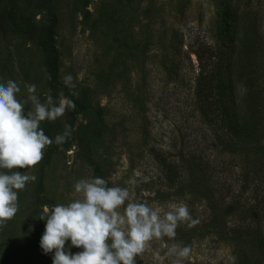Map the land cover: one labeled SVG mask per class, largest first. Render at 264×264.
Here are the masks:
<instances>
[{
    "label": "rangeland",
    "instance_id": "rangeland-1",
    "mask_svg": "<svg viewBox=\"0 0 264 264\" xmlns=\"http://www.w3.org/2000/svg\"><path fill=\"white\" fill-rule=\"evenodd\" d=\"M36 1L0 0V174L52 93L41 48L14 32L6 13L14 3L31 12ZM221 1L54 0L58 85L104 109L79 113L70 145H58L47 162L19 157L0 199V259L264 264V140L218 137L194 91L201 72L216 83V67L230 61L255 69L262 87L264 0H232L240 7L234 45L256 43L244 52L217 33ZM34 18L47 23V11ZM57 97L66 104L64 91ZM195 148L209 170L190 162ZM157 152L180 170L171 186ZM201 228L210 235L196 236ZM74 237L81 245L71 251Z\"/></svg>",
    "mask_w": 264,
    "mask_h": 264
},
{
    "label": "trees",
    "instance_id": "trees-1",
    "mask_svg": "<svg viewBox=\"0 0 264 264\" xmlns=\"http://www.w3.org/2000/svg\"><path fill=\"white\" fill-rule=\"evenodd\" d=\"M13 2V1H12ZM18 3H14L11 9L6 13L10 21L11 28L14 32L24 36L38 45L43 54L44 65L49 73L50 85L52 93L48 100H43L40 104L38 115L28 121L23 130V147L17 153L13 164L5 174H0V199L5 196V181L16 175V168L20 156L42 157L44 162H47L52 152L58 145L68 147L71 143L70 138L75 136L74 123L79 116V113L86 111L88 108H94V111L99 115L104 109L102 106L95 108L87 100L78 94V89L67 85H58L60 76V55L56 45V27L57 16L54 13V0H37L31 4V12L26 9L14 11ZM220 11V19L217 20V33L223 38L222 43L228 47L237 46L242 52L254 51L256 43L251 40L235 41L236 35V19L240 13V7L236 6L232 0H222ZM42 10L47 11V23L38 22L35 15L41 13ZM225 34H228L227 37ZM226 39V40H224ZM240 39V38H239ZM199 60H204V53L200 49L196 51ZM220 67V65H217ZM245 66L239 62H232L224 68L216 67L214 82L212 76L201 72L200 78L195 85V93L198 97V104L203 116L209 119L214 134L221 139H227L234 143L240 142L244 138L260 137L264 140V81L260 84L262 87L255 86L258 75L255 69H245ZM238 69V70H236ZM214 71V69H213ZM246 73L242 83L243 74ZM211 75V74H210ZM59 91H64L67 97L65 105L60 104V99L57 97ZM258 100V98H261ZM216 113L214 118L208 117L211 113ZM219 124L220 129H218ZM88 126H86L87 128ZM82 130V127H81ZM79 130V132L81 131ZM215 136V135H214ZM261 150L264 152V143L261 145ZM160 154L161 153H156ZM159 156V155H157ZM159 168L164 172V176L171 186L177 179L180 170L173 164H168L165 159H160ZM190 162L196 166V169L209 170V166L204 162L202 153H198L197 148L189 152ZM158 161V160H157ZM175 165V161H173ZM202 164L205 167H201ZM180 188V187H179ZM179 191H183L180 188ZM205 199L211 197L204 196ZM185 229V228H184ZM191 231V230H190ZM192 232V231H191ZM209 236V230L198 231L200 237ZM241 235H237V238ZM78 237L68 238L69 250H78L80 243H74ZM261 238V236H260ZM264 240V236H262ZM10 259L7 257L0 259V264H6ZM249 264L246 258L242 259L241 263Z\"/></svg>",
    "mask_w": 264,
    "mask_h": 264
}]
</instances>
